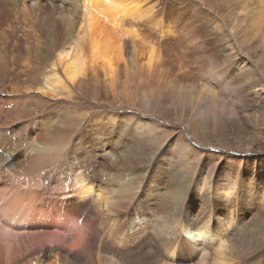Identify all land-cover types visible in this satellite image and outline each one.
<instances>
[{"label": "bare ground", "instance_id": "bare-ground-1", "mask_svg": "<svg viewBox=\"0 0 264 264\" xmlns=\"http://www.w3.org/2000/svg\"><path fill=\"white\" fill-rule=\"evenodd\" d=\"M241 1L242 0H240V2ZM249 1L251 0L243 1L244 7L245 4L248 5L247 2ZM145 2L147 3L148 0H134L131 3L129 2V4H123L120 0H81L82 6L79 8L81 10L80 15L78 13V21L74 24L75 21L73 22L72 19L69 21L66 18L68 20V22L65 23L68 28V32L66 30L67 37L62 35L63 29L61 28L60 23L55 19L50 20L51 28L49 33H53V39L51 42L53 45L55 44L53 47H59V49H57L56 60L62 65L63 72L70 82L85 77V72H87L89 68L93 71V69H95L94 67H96L101 79L98 80L95 75L93 76L90 74L89 76L86 74V76H89L88 78L91 80V83L92 81L95 84L96 82L105 83L108 84L107 87L109 86L113 88L114 83L117 84L116 80H119L117 77L115 78L116 80H114L113 76L115 63L120 61L119 63H122L125 72H130L131 69H134L136 66L137 57H142L145 54V62L144 65L142 64L144 68L143 73L149 75L154 70L161 73L163 70L162 67L164 68V66H169V70L173 72L172 74L168 70L170 75H174V71H179V73L174 75L175 81H179L177 85L173 82L170 83L167 81L171 86L174 87L175 85L174 88L172 87L173 89H171V86L168 88L171 90L170 94L172 96H170V99L172 104L179 106V108L181 107V109L184 110L185 108L192 109V121L196 119L197 124L194 123L195 121L191 122V124L198 125L204 119L207 121L211 119V124L214 128L222 127L226 116L228 118L231 117L232 120L236 118L235 113L222 101L220 102L219 96L227 94L229 97H232V99L236 97L241 99V96H243H239L241 90L236 89L239 79L248 82L247 77L249 76L251 81L258 82V84L261 82L262 90H264V61L262 62V60H264L263 24L260 28V37L262 38L261 42L263 43V46L261 50L259 49L260 51L258 55L255 56L256 59H252L255 64H260L259 68L261 71L263 70V72H258L257 69V71L243 70L238 73L234 70V67H232L234 66V59L237 54H242L244 52L243 50H245V53L248 51L255 53L254 51L256 50V45L254 43L246 41L244 46L240 45L237 52H232L234 48H232V42L230 43V41L232 39L236 41L239 37H243L242 34H244V32H248L247 29L246 31L244 30V28L248 26H245L246 23L244 21H242L240 25H236V22H231V28L229 32H226V30H223V25L219 21L221 20V15H217V13L214 15L211 13V17L209 18L208 13H204L202 5L200 4L196 7L197 14H194L193 12H190V9L187 7L188 5L185 4L181 9L175 8L177 12L170 20L172 25L170 24L167 26V24H165L166 17L161 19V17L159 18L158 16H161L163 4L168 5L170 8H172V5H169L167 2L164 3V0H154V3H152L151 6L149 5L142 9ZM261 2L264 3V0ZM10 3V0H0V127L4 125L3 117L6 114H9L8 112L11 113L12 108L15 106H17V110L18 108H21L19 110L20 114H17L19 117L26 114L28 115V107L26 108L25 105L28 99L25 97L26 94H20L19 98L22 102L19 100V104L16 105L14 102L16 100L13 101L12 99L14 98L6 95V92L9 88L13 89L12 86L14 84L19 85L27 81L28 72L31 71L34 66L32 63H36L35 61L40 60L39 58L42 55L36 51L35 53L37 54L34 53L36 59H34L33 55H31L32 47L34 48L33 45H35L41 50V45L44 42L43 38L40 37L41 39H38V36L34 32L38 29V26H40L38 24L44 23V15L50 17V15H53V13L56 12H45V9L42 7L36 12V9L17 8L14 7L16 4ZM212 3H214L213 0ZM219 4L220 3H217L215 5L216 10H218ZM240 7L242 9V3ZM244 12L246 15L248 14L245 10ZM74 13H71L73 17ZM262 13L264 15L263 11L261 14ZM193 14L198 16H193ZM141 15H144L146 19H149L148 23L149 25H152L151 32L145 33L140 29V24L135 27V22L141 20ZM102 16H106L104 23L112 25L111 29L115 31L113 37H102V31H97V28L99 27L97 24L100 21V17L102 19ZM216 16H220V19H214ZM129 18H132L133 21L131 23H125L124 21ZM196 20L198 21L196 22ZM123 22L128 26H131V30H133V28L137 29L139 33L126 30L127 25H120ZM157 22L160 25L158 24L159 26L156 29L153 27V24ZM243 22L244 25L242 24ZM102 25H100V28L103 29L104 25L101 27ZM199 25H202L203 28L200 29ZM254 25L255 24H252L253 27ZM122 26H126V28H122ZM74 28L75 30L77 28L76 38L75 33H73V39L69 42L68 49L64 46L65 44L61 45V48L59 42H65L64 38L67 39L68 34L71 35L73 31L75 32ZM250 29L252 28L250 27ZM39 34L43 33L40 32ZM70 35L69 39L72 36ZM189 35L197 37L194 40L195 44H193L194 47L192 49L188 44L190 41L187 42L188 38L191 37ZM203 35L206 39L204 38L201 40L200 38ZM136 36H139V38L135 39ZM198 39H200V41ZM28 43L31 45H28ZM139 43H142L140 46L145 45L147 48V50L144 51L145 53L137 48ZM198 45L201 50H206V46H209V50L216 59L218 56H223L224 58L223 65L221 64L222 66H219L216 60L213 59V61L210 60V62L207 61L208 63L203 64V68L206 71L205 74L208 87L204 86L203 88L206 93L199 96L196 95V91L194 92L195 86L192 88L186 83L188 80L187 76H191L190 72L192 69L197 70V68H200L201 66H197V63L199 61L200 64L203 62V58L200 57L201 60H199L196 53ZM41 51H43V49ZM106 53H108V55ZM87 61H89V64H86ZM138 64H140V62ZM21 65L25 66L26 69L22 70L20 68ZM216 68H218V70ZM254 69L256 68L254 67ZM89 71L88 73H90ZM164 72H166V69ZM193 72L194 71H192V74ZM134 73L136 72H133V74ZM151 76L153 75L151 74ZM62 80H56L57 82L54 84L49 82L44 84L43 82L42 85L37 87L36 91L54 96L57 92L55 88L57 86L56 84L61 85ZM122 81L118 82L123 85L125 82ZM217 81H219L218 84ZM163 82L165 81L163 80ZM98 83L97 85H100ZM63 87L65 86L63 85ZM26 88L24 89L26 90ZM168 89L166 87V90ZM103 91H106V89H103ZM243 100H241V102ZM34 110L32 109V111ZM111 120L115 119L111 118ZM61 122L64 126L56 123L52 125L53 122H47L49 125L47 127L49 128V137H45V135L41 133H34L33 136L32 133H28L26 128H24L26 134L21 137V140H27V143L31 142L33 144L32 146H34V142H36L37 145H35V148L29 149L28 146L22 149L21 146L25 144L23 143L18 144V148L9 147L10 152H8L7 157L0 155V181L4 183L3 185L0 182V217L4 220V223L1 225L2 228L9 224V226L5 227L9 232L21 230L18 229L19 226L26 224L29 219L35 218L43 210L49 214L54 210H65L68 214L70 213V215H72L75 223H80L79 226L82 228L84 234V250L89 252L87 255H95V250H97V254L99 253L101 256L102 251L100 249L102 248L104 250V246L106 247V245H109L114 254H111L114 257H110L113 264H159L160 260H165L164 264H248L249 258L258 252L257 250L264 249V225L262 228L261 225L255 227L258 228L257 239H254L245 245L240 244V248V246L237 245L241 242L240 240V242H236L237 244L235 243V246L230 239L228 240L223 231L221 232L220 229H214L213 223H216L217 220L216 218L211 217L210 209L208 212L206 211L205 215L203 214V216H199V218L193 221L188 218L183 219L182 215L184 210L182 213L180 209L176 208L169 201V199L168 201H159L158 199L156 201H144L142 199L143 196L141 189H143V180L145 179L146 174H144L140 168L148 167L147 171L148 169H151V172H154L156 167L154 162L156 158L157 160L163 159L170 161L175 167L161 168L162 170L160 173L162 174L158 184L165 183L168 186H172L176 182V167L180 162L187 164V162H189L188 158L190 157L191 150L189 151V149H191V147L189 146L190 144L186 142H184L183 144L185 145L181 147L184 151L183 155L180 154V152H173L174 154L169 155V157L163 152L160 153V145L158 143H155L154 146L152 145L153 141H151V135H153L159 127V124L156 122L152 121L148 125L143 123V121L141 122V120L135 121L134 127L131 128V131L133 135H136L137 133L139 134H137V137L140 140V145L137 147L131 145L130 147L125 148L124 151H118V153L115 154L112 153L108 159H105V164L101 163V165H93L91 166V170L89 169L90 165L85 164L86 159L81 157L75 149H72V154L69 158L65 153V149L68 146L66 145L61 148L64 138H71L74 134L72 130L75 129L73 126L75 123ZM224 123H226V121ZM38 130H40L39 127ZM49 139H53L52 144H54V141H57V146L49 144L47 142ZM19 140L20 138L17 140L14 139L13 142L18 143ZM0 142V145L4 148L8 145L4 139L2 141L0 140ZM147 144L154 147L153 151H145V145ZM243 150L248 154L252 152V149ZM108 151L103 150V152L100 153L105 155L108 154ZM33 156L37 157V164L40 162L41 167L43 168L44 165L52 166V162L49 163L51 160L54 162L53 169H51L50 172L49 169L45 170L46 175L49 173L51 175L49 178L43 180L44 182L46 181L43 185L38 184L40 182L38 179L40 178L39 176H44V173H37L35 174V177L34 175H31L30 177V173L28 174L25 172L26 168L21 169V165L25 161H29ZM197 156H195L194 160H199ZM191 162H193V160ZM64 164L67 165L62 168ZM159 169L155 170L159 171ZM262 171L264 170L262 169ZM213 175L214 183L219 184L220 189L223 191L222 194H224L226 198L232 199L238 204L240 200V204H243L241 198L244 196L247 201H254V203L256 202L259 204L263 209L262 211H264V173H261L260 170L254 169L253 167V169L250 170V173L243 170L238 173L235 172L234 169L231 170L224 166V168L220 169L215 167L211 171L212 178ZM179 179L181 181H188L190 178ZM208 183L210 182L204 179L201 182V184L205 185H208ZM211 184L212 183H210V185ZM168 186L165 188H168ZM242 188L248 190L244 192L241 191ZM161 193L158 195H160V197L164 196V193H162L163 195H161ZM233 206L235 207L233 202L225 199L215 206V209H212V213L216 216L227 215V210L230 211ZM15 217L17 218L16 222H14ZM32 225L34 228L32 230L22 229L26 232L31 231L30 234L26 233L28 239L25 238V240H21L27 242L28 246V252H22L27 260L26 263L45 264L47 263L46 260H48V258H53V260L50 259L52 261H48L47 264H60L57 253L52 252L53 250L48 249L49 247L44 244L48 231L41 229V227L45 228L47 227V224L41 226L38 222H35ZM246 231L247 239L251 236V238L248 239L249 241L252 239L254 233L252 232V229ZM22 237L24 238V236ZM214 240L216 241V243H214L215 247L212 244V241ZM233 242L235 241L233 240ZM254 242H258V244H253ZM10 244H13V242H7L5 247H2L3 251L7 254L6 256L4 255L5 264L6 262L7 264H13L10 262L11 255L9 252H11L12 247ZM243 245L245 246L244 248H242ZM82 246L83 245H81V247ZM23 247L24 245H20V248ZM213 248H215L214 253L212 252ZM65 251L68 252V250ZM78 252H76V256ZM213 254H216L214 256L215 258L211 259ZM98 258H90L92 262L86 260V264H99V261H97L99 260ZM70 261H62L63 263L61 262V264H68ZM83 262L85 261H80V263ZM102 262L101 264L104 263ZM256 263L264 264L263 258L260 257Z\"/></svg>", "mask_w": 264, "mask_h": 264}, {"label": "rangeland", "instance_id": "rangeland-1", "mask_svg": "<svg viewBox=\"0 0 264 264\" xmlns=\"http://www.w3.org/2000/svg\"><path fill=\"white\" fill-rule=\"evenodd\" d=\"M120 1L123 4H129V2L131 3L134 0L131 1L120 0ZM213 1L214 3H212V0H164V3L167 2L169 5H172V8H170L168 5L163 4V8L161 10V16L158 17L159 18L161 17V19L163 17L164 18L166 17L165 24L169 26L170 24L172 25L170 20L172 19V17L175 16L177 12L175 8L181 9L186 4L188 5L187 7L190 9V12L197 14L196 7L200 4L202 5L204 13H208L209 18L211 17L210 16L211 13L214 15L217 13V15H221L224 18L223 19L221 17V20H219L220 16H216V18L214 19L219 20L221 22V24L223 25V30H226V32H229L231 28V24H230L231 22H236V25H240V23L244 21L246 23L245 26L248 25L246 28H244V30L246 31L247 29L248 32L246 33L244 32V34H242L244 38L239 37L238 40L236 41L234 39L230 41V43L232 42L231 43L232 48H234L232 52L233 53L237 52V50H239L240 48V45L244 46L246 41L254 43L256 45V50L254 51L255 53H251L250 51H248L246 52L247 53L246 54L245 50H243L244 52L242 51L243 52L242 54L240 55L237 54V56L234 59V66L232 67H234V70L238 73H240L243 70L257 71L258 69V72L261 71L259 68L260 64L258 63L255 64L254 60L252 59H256L255 56L258 55L259 51L263 46V43L261 42L262 38L260 37V31H261L260 28L264 25L263 23L264 17H262L264 15L263 13L261 14L262 11L264 12V3L261 2L262 0L261 1L251 0L247 2L248 5L245 4V7L243 2L244 0H242L241 2L240 0H233V1L213 0ZM10 2H11L10 4H16L14 5V7L17 8L21 7L32 10L36 9L37 12L42 7L45 9V12L48 11H56V12L53 13V15H50V17L44 15V23L38 24L40 26H38V29L34 32L38 36V39L43 38L44 42L41 45L42 47L41 50L43 49V51L39 50V47L33 45L34 48L32 47L31 55H33L34 59H36L34 55L37 53H41L42 58L40 56L39 58L40 60L35 61L36 63L34 62L32 63L34 64V66L32 70L28 72L27 81L25 83L19 85L14 84L12 86L13 89L9 88L8 89L9 91L7 90L6 92V95H9L10 97L14 98L12 99L13 101L16 100L14 101L16 105L19 104V100L20 102H22V100L19 98L20 94L21 93L26 94L25 97H27L28 99L25 105L26 108L28 107L27 110L29 112L27 111L28 115L26 114L19 117L17 114H20L19 110L21 108H18L17 110L16 109L17 106H15L13 108L11 107L12 108L11 113L8 112L9 114H6L7 116L5 115L3 117L4 125L0 127V131L2 130L0 132V140L2 141L4 139L8 145L5 146V148L2 145H0L1 147L0 155H4L7 157L8 152H10L9 147L18 148L19 147L18 144L25 143L21 146L22 149L28 146L29 149L35 148V145H37L36 142H34V146H32L33 144L31 142L27 143L28 142L27 140L24 141L21 140V137L24 136V134H26L24 128H26V131L28 133H32L33 136L34 133H41L44 134L45 137H49V128H47L49 126L47 124L48 121L53 122L52 125H54L55 123L63 125L61 121H64L66 123L73 122L75 123V125H73L75 129L72 130L74 134L72 135L71 138H67V137L64 138L61 148L65 147L66 145L68 146L65 149V153L66 155L69 156V158L72 154V149H75V151L79 153L81 157L86 159L85 164L90 165L89 169L91 170V166L93 165L96 164L101 165V163L105 164V159H108L112 153L115 154L118 153V151L120 152L124 151L125 148L130 147L131 145H135V147L140 145V140L137 137L138 133L136 135H133L131 131V128L134 127L135 121L141 120V122L143 121V123L148 125L150 124V122L154 121L157 124H159V127L157 128V131L154 132L153 135H151V141H153L152 145L154 146L155 143H158L160 145L159 147L160 153L163 152L165 153V155L166 154L168 155L167 157H169V155L179 152L180 154L183 155L184 151L183 148L181 147L185 145L183 144L184 142L189 143L190 144L189 146L191 147V149H189V151L191 150L190 157L188 158L190 163L187 162V164H185L184 162H180V164L176 167L175 169L177 172L176 182L172 186H168L165 183L158 184L160 180V176L162 174L160 173V171L162 170L161 168L175 167L174 165L171 164L170 161L163 159L157 160L156 158L154 165H156L155 169L160 168L159 171H156L154 169V172H151V169H148L147 171L148 167L140 168L141 171L144 172V174H146L145 179L143 180V187H142L143 189H141L143 196L142 199L144 201H148V200L156 201L157 199L159 201H168L169 199V201L176 208L180 209L182 213L184 210V213L182 215L183 219L188 218L193 221L199 218V216L201 217L203 216V214L205 215L206 211L208 212V210L210 209L211 217H214L217 220L216 223H213L214 229H220L221 232L223 231L226 234L228 240L230 239V241L234 244L240 240L241 241V242L239 241L240 243L238 244L236 243L238 246H240V248H241L240 244L245 245L253 241L254 239L258 238L257 237L258 228L255 227L261 225L262 228V226L264 225L263 224L264 211H262L263 209L261 208V206L256 202L254 203V201H247L244 196H242L241 198L243 204H240V200L238 204L234 202L232 199L226 198L224 194H222L223 191L222 189H220L219 184L214 183V175L212 178L211 171L215 167L220 169V168H224L225 166L230 168L231 170L234 169L235 172L238 173H240L242 170L248 171L250 173V170H252L254 167V169L260 170L261 173H264V171H262V169L264 170V90H262L261 82L258 84V82L251 81L249 76L247 77L248 82L246 80L243 81L242 79H239L237 85L239 89L237 87L236 89L241 90L239 93V96L243 95L241 96V99L238 97L232 99V97H229L227 94L222 96L218 95L220 102L222 101L228 108H230L235 113L236 118L234 120H232L231 117L228 118L226 116L223 121L222 127L219 128L212 127L211 119L209 120L210 122L204 119L198 125H193L191 124V122L195 121L194 123L197 124V120L194 119V121H192L193 119L192 109L191 108H185V110L181 109V107L179 108V106L172 104V101L170 99V96L172 95L170 94L171 90L168 88L169 86H171L170 84L171 82H173L175 85L179 83V81L178 82L175 81V76H174L177 73H179V71L177 72L174 71L175 72L174 75H170V73L173 74V72L169 70V66H164L166 72H164L165 69L162 67L164 71L162 70L161 73H158L154 70L152 71V73L147 75L146 73H143L145 54L142 57H137L136 66L134 67V69H131L130 71L131 73L127 71L125 72L122 63H119L120 61L118 63H115L113 76H114V80H116L115 79L116 77L119 80H116L117 82L115 81L117 84L114 83L113 88L109 86L107 87L108 84L105 83H104L105 85L103 83H98V82H96L95 84L93 83V81L91 83V80L88 78L90 74H92L93 76L95 75L98 80L101 79V76H99V71H97L98 69L96 67H94L95 69H93V71L88 67L90 69V71L88 69L90 73H88V71L85 72V77L81 79H77L74 82H70L69 79H67V76H65L63 72L62 65L58 63V61L56 60L57 51H58L57 49H59V47L58 46H57L58 48L53 47L55 46V44L53 45L51 42V40L53 39V33L52 34L49 33L51 28L50 20L55 19L58 23H60L61 28L63 29L62 35L66 36L68 32V28L65 23H67L68 20L71 21L70 19H72L73 22L75 21L74 24L78 21L81 10L79 8L82 6L81 0H10ZM152 3H154V0H148L147 3L146 2L144 3L142 9L146 8L149 5L151 6ZM217 3H220L218 10H216L215 8V5ZM241 3H242V9L240 7ZM244 10L248 12L247 15L244 12ZM64 13H65V17H64ZM71 13H74L75 18L71 15ZM194 14L193 16H198ZM105 18L106 16H102V19L100 17V21L97 24L99 26L97 28V31L99 30L102 31V37L104 36L113 37L115 31L111 29L112 25L104 23ZM140 18L141 20L139 22L138 21L135 22V27L140 24L141 26L140 29H142L145 33L151 32L152 25H149L148 23L149 19H146L144 15H141ZM249 18L250 19L252 18L251 20L253 22ZM132 21H133L132 18H129L124 22L131 23ZM197 21L198 20H196V22ZM124 22L121 23L120 25L122 24L127 25ZM244 22L242 23L243 25ZM251 22L252 24H255L254 27L252 26ZM102 24L104 25L103 29L100 28V25ZM158 24H159L158 22L153 24V27L157 29L158 26L160 25ZM103 25L101 27H103ZM199 26L200 29L203 28L202 25ZM250 27L252 29H250ZM256 27H257V31H256ZM77 28L76 30L74 28L75 32L73 31L71 33V35L75 33V38H76ZM122 28H126V26H122ZM126 30L132 31L134 33H139L137 29L133 28V30H131V26L128 25ZM38 32L39 33L42 32L43 34H39ZM69 35L70 34H68L67 39L64 38L65 42H61V41L59 42L60 46L65 44L64 46H66V48L68 49L69 42H71V40L73 39V35L72 36L70 35L71 36L70 39H69ZM138 38L139 36L135 37V39ZM196 38L197 37L191 36L187 40V42L190 41L188 42V44L191 49L194 47L193 44H195L194 40ZM204 38L205 37L203 35L200 39L202 40ZM200 39L198 40L200 41ZM140 44L142 43H139V45H137V48L143 53H145L144 51H146L147 48L145 47V45L140 46ZM28 45L31 44L28 43ZM36 51L38 52L35 53ZM140 51H139V55H140ZM196 53L199 60L203 58V62H201V64L200 61L197 63V66L201 65L200 68H197V70L192 69V71H194L193 74L192 71L190 72L192 77L187 76L188 80L186 83L192 88L195 86L194 92L196 91V95L199 96L206 93L203 87L204 86L208 87L206 80L207 77L205 74L206 71L203 68V64L210 62V60L211 61L216 60L219 66H222L224 62V58L223 56H218V58L216 59L209 50V46H206V50H201L198 45L196 48ZM106 54L108 55V53ZM52 61L54 64L52 63ZM263 61L264 60H262V62ZM139 62L141 65L138 64ZM86 64H89V61H87ZM254 67L256 69H254ZM20 68L22 70L26 69V67L23 65H21ZM218 68L216 69L218 70ZM168 70L170 71V73ZM133 72L136 73L133 74ZM167 72L169 75L167 74ZM261 72H263V70ZM86 74H88L89 76L88 75L86 76ZM151 74L153 76H151ZM169 79H171L172 81ZM56 80H62L61 81L62 84L61 85L56 84L57 86L55 88L57 92L54 96H50L36 91L37 87L42 85L43 82L44 84L45 83L47 84V82L54 84L57 82ZM163 80L165 82H163ZM118 81H122L125 83H123L122 85V83ZM167 81H169L170 83ZM218 82L219 81H217V84ZM97 83L100 84L101 87L100 85H97ZM63 85L65 87H63ZM166 87L168 90H166ZM172 87L173 86H171V89L174 88ZM24 88H26V90L28 88L29 89L26 91ZM103 89L104 90L106 89L107 92L103 91ZM112 89L115 90L116 92L113 91ZM12 90L14 91L11 92ZM126 98L128 101L126 100ZM241 100L243 101L241 102ZM32 109L33 110L35 109L36 111L35 110L32 111ZM111 118H114L115 120H111ZM225 121L226 123H224ZM38 127L40 130H38ZM196 128L199 130H197ZM19 138L20 140L18 141V143L13 142L14 139L17 140ZM52 141L53 139L52 140L49 139V141L47 140L49 144L53 146H57L58 142L54 141L53 142L54 144H52ZM153 146H150L148 144L145 145V151L146 150L148 152L153 151L154 149ZM243 149H252V152L248 154L247 152H244ZM103 150L105 151L109 150L108 154L102 155V153L100 152H103ZM195 156H197L199 160H194ZM192 160L193 162H191ZM51 162L53 164L52 166L48 164L49 166L44 165L43 168L41 167L40 162L37 164V157L33 156L29 161L27 162L25 161L21 165V169L26 168L25 172H27L28 174L30 173L29 174L30 177L31 175H34L35 177L36 176L35 174L37 173H44V176L43 175L39 176L40 178L38 179L40 180L38 184L43 185L46 182V181L44 182L43 180L49 178V176L51 175L50 173L47 175L45 174V170L49 169L50 172V170L53 169L54 162L51 160L49 163ZM66 165L67 164H64L62 168H64ZM179 178L182 179L190 178V179L188 181H183V180L181 181ZM203 179L209 181L212 184L210 185V183H208L209 186L207 184L206 185L201 184ZM2 184L4 185V183ZM167 186L168 188H165ZM247 190L248 189L242 188L241 191L246 192ZM161 192L164 193V196L160 197V195L158 194H160ZM162 193L161 195H163ZM158 197H160L161 199ZM225 199L233 202L235 204V207L233 206L230 209V211L227 210L226 213L227 215H219V216L214 215L212 213V209H215V206H217ZM11 217L14 218L13 216ZM15 219L14 222L17 221L16 217ZM35 222H38L41 226L47 224V227L45 228L41 227V229H45L48 231L47 233L48 235L46 240H44V244L47 245V247H49L48 249L53 250L52 252L57 253L60 264L62 261L68 262L70 260L71 261L68 264H73V263L86 264V260L91 261L90 258L93 257L96 258L99 257L98 258L99 260H97L99 261V264H101L104 258H105L103 261L104 263L102 262L103 264H110V263L113 264L111 258L114 254L113 251H111V247L109 245H106V247L104 246V250L102 248L100 249L102 251L101 256L99 253L97 254V250H95L96 252L95 255L94 254L90 256L87 255V253L89 254V252H86V250H84L85 249V243L83 241L84 234L82 232V228L79 226L80 223L78 222L75 223L74 219L72 218V215H70V213L68 214V212L65 210L63 211L54 210L50 214L48 212H44L43 210L35 218L29 219L26 224L19 226L18 229L21 230H17L14 232H9L8 229L5 228L6 226H9V224H7L4 228H2L1 225L2 223H4V220L2 217H0V264H5L4 255L5 256L7 255L3 251L2 247H5L6 243L7 242L10 243L11 241L13 242V244H10V246H12L11 252H9V254L11 255V256L9 255L11 260L10 262L13 264H23V263L27 264L26 263L27 260L25 259V256L22 254V252L23 253L28 252V246H27V242L21 240L23 239L25 240V238L28 239L27 234L28 233L30 234L31 231L26 232L22 229H31V230L34 229L32 224H34ZM250 229H252V232L254 234L252 233L253 237L251 240L248 241V239H250L251 236H249L247 239L246 230L249 231ZM22 236H24V238ZM232 237L235 238L233 239ZM233 240L235 242H233ZM212 242L214 246L215 245L214 243H216V241L214 240ZM253 244L257 245L258 242H254ZM20 245H24V247L20 248ZM81 245L83 246L81 247ZM244 245L242 248L245 247ZM65 250H68V252ZM214 250L215 248H213L212 251L213 253ZM78 251L81 252L83 251V252L81 253ZM107 251L109 252V254ZM257 251L258 252H256L251 256V258H249L248 264H257L256 261H258L260 257L263 258V263H264V249L263 250L259 249ZM76 252H78L77 256L75 255ZM215 255L213 254L212 255L213 257L211 259H214ZM50 259L53 260V258H48L46 262L48 263V261L49 262L52 261ZM211 259L210 261L212 262ZM80 261L81 262L85 261V262L80 263ZM159 262H158L159 264H164L165 260H160Z\"/></svg>", "mask_w": 264, "mask_h": 264}]
</instances>
